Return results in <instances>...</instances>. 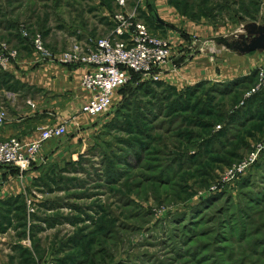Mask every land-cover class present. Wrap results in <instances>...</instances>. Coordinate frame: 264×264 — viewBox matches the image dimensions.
I'll list each match as a JSON object with an SVG mask.
<instances>
[{
  "label": "rangeland",
  "instance_id": "1",
  "mask_svg": "<svg viewBox=\"0 0 264 264\" xmlns=\"http://www.w3.org/2000/svg\"><path fill=\"white\" fill-rule=\"evenodd\" d=\"M170 1L230 43L264 35V0ZM120 8L117 0H0V44L30 46L24 28L45 46L48 36L50 45L86 49L111 32ZM125 8L153 30L146 0ZM205 49L222 56L219 43ZM246 59L255 68L235 82L117 90L97 129L46 167L30 202L0 205V264H264V149L223 180L264 142V91L246 96L264 71V48Z\"/></svg>",
  "mask_w": 264,
  "mask_h": 264
},
{
  "label": "crops",
  "instance_id": "2",
  "mask_svg": "<svg viewBox=\"0 0 264 264\" xmlns=\"http://www.w3.org/2000/svg\"><path fill=\"white\" fill-rule=\"evenodd\" d=\"M146 2L162 22L154 24L153 30L166 38L173 49L172 58L159 69L160 82L182 89L203 80H233L254 70V62L246 61L247 54L252 51L241 53L223 44L218 51L222 56L216 61L205 48H197L200 42H205V47L219 36L213 31L212 24L187 18L168 0ZM192 36L198 38L196 46ZM49 43L51 39L47 36L48 49L56 53L66 49ZM242 64H247V72H243ZM86 69L83 64L64 65L42 60L29 45L19 47L17 58L5 69H0L5 75L0 81V106L6 111L0 126V142L15 136L27 145L38 141L41 132L48 127L64 125L66 129L64 135L44 141L39 153L41 159L28 170L20 172L14 166H0V205L15 199H31L30 193L35 192L46 167L67 159L76 151L80 140L97 129V116L80 110L91 96V92L81 85ZM116 97L114 93L112 99Z\"/></svg>",
  "mask_w": 264,
  "mask_h": 264
},
{
  "label": "built area",
  "instance_id": "3",
  "mask_svg": "<svg viewBox=\"0 0 264 264\" xmlns=\"http://www.w3.org/2000/svg\"><path fill=\"white\" fill-rule=\"evenodd\" d=\"M117 3L121 8L113 15L111 32L93 41L86 49L74 44L72 48L56 53L45 46L41 33L30 35L26 29H20L21 37L40 54L42 60L49 59L64 65H86L87 69L82 74L81 85L91 92V96L82 104L80 110L90 116H98L110 108L114 93L131 80L132 73L139 75V81H158L159 69L173 56L170 42L154 33L138 16L136 10H127L126 0H117ZM193 37L192 43L196 46L199 42L197 37ZM204 45L205 42H200L197 48L203 50ZM17 56L16 47L5 42L1 43L0 69H5ZM259 76V82L247 91V97L264 86L263 69L260 70ZM5 117L6 111L0 106V126L3 125ZM65 132L64 125L48 127L41 132L38 141L27 145H24L18 137L7 138L0 142V166H14L20 172L28 170L41 159L39 153L44 141L60 137ZM263 149L264 142L257 144L240 163L225 170L223 180L244 173ZM29 210L32 211L31 208Z\"/></svg>",
  "mask_w": 264,
  "mask_h": 264
},
{
  "label": "water",
  "instance_id": "4",
  "mask_svg": "<svg viewBox=\"0 0 264 264\" xmlns=\"http://www.w3.org/2000/svg\"><path fill=\"white\" fill-rule=\"evenodd\" d=\"M153 15H154L155 20L157 22L162 23L154 11H153ZM213 41L217 44L218 43L221 45L224 44L228 48L236 49L237 51H239L241 53H247V52L257 50L259 48H264V35L262 36V38L260 40L257 39L256 41H253L252 43H247L246 41L242 40V42H240L239 44L238 43L234 44V43H230V41L224 39V37H222V36H218V37L213 38Z\"/></svg>",
  "mask_w": 264,
  "mask_h": 264
},
{
  "label": "trees",
  "instance_id": "5",
  "mask_svg": "<svg viewBox=\"0 0 264 264\" xmlns=\"http://www.w3.org/2000/svg\"><path fill=\"white\" fill-rule=\"evenodd\" d=\"M171 2V4L182 14V15H184L185 16V13H183V11L181 10V8H179V6L177 5V3H175V2H173V1H170ZM150 12H151V22L153 23V24H159V22H157L156 20H155V17H154V15H153V9L152 8H150ZM145 22V21H144ZM161 24V23H160ZM153 31V30H152ZM23 39V38H22ZM23 40H25V39H23ZM253 73L254 72H252L249 76H251V75H253ZM4 77H5V75L1 72V70H0V81L2 80V79H4ZM242 79V78H241ZM239 79H234V80H232L231 82H235V81H238ZM156 81H139V75L138 74H134V73H132V77H131V80L128 82V83H135V87L137 88V89H143V88H145V86H147L146 84H150V83H155ZM158 83H162V82H160V81H157ZM127 83V84H128ZM200 83V82H199ZM126 84V85H127ZM125 86V85H124ZM122 88V87H121ZM120 88V89H121ZM147 89V88H146ZM264 91V88L263 89H261V90H259V91H257L256 93H254V94H252L251 96H249V98H251V97H253V96H256V95H258V94H260L261 92H263ZM263 151V150H262ZM15 201H18L19 203L21 202H23L22 200H20V199H15V200H13V201H11V202H8V203H4L3 205H8V204H11L12 202H15Z\"/></svg>",
  "mask_w": 264,
  "mask_h": 264
}]
</instances>
